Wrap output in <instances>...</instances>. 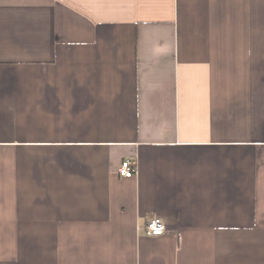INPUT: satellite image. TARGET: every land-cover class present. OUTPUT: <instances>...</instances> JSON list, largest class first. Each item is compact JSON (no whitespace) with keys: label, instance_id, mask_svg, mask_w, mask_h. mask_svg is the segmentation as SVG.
I'll return each instance as SVG.
<instances>
[{"label":"crops","instance_id":"crops-1","mask_svg":"<svg viewBox=\"0 0 264 264\" xmlns=\"http://www.w3.org/2000/svg\"><path fill=\"white\" fill-rule=\"evenodd\" d=\"M0 264H264V0H0Z\"/></svg>","mask_w":264,"mask_h":264},{"label":"built area","instance_id":"built-area-1","mask_svg":"<svg viewBox=\"0 0 264 264\" xmlns=\"http://www.w3.org/2000/svg\"><path fill=\"white\" fill-rule=\"evenodd\" d=\"M136 164L130 159L122 162L119 168V174L123 178H131L136 174ZM147 237H158L165 233L166 226L159 218L149 220L143 227H138Z\"/></svg>","mask_w":264,"mask_h":264}]
</instances>
